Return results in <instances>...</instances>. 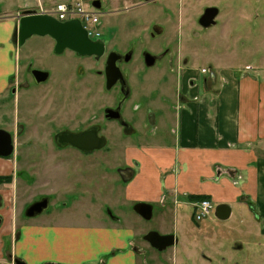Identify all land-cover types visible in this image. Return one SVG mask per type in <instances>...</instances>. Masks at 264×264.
Wrapping results in <instances>:
<instances>
[{"label":"crops","instance_id":"0c3cea01","mask_svg":"<svg viewBox=\"0 0 264 264\" xmlns=\"http://www.w3.org/2000/svg\"><path fill=\"white\" fill-rule=\"evenodd\" d=\"M262 13L258 18L263 28L264 10ZM4 31H0V51L1 43L7 41L2 38ZM248 68L215 73L213 95L205 90L196 98L191 93L194 100L178 105L180 118L160 119L156 125L162 131L152 135L135 134L132 138L139 145L124 152L118 176L124 184L125 204H131L133 211L137 204L151 206V218L154 209L158 214L174 210V219L182 221L178 235L173 234L176 243L172 248L179 245L182 251L178 260L175 258L177 264L190 262L193 247L203 251L196 264L218 262L204 251L215 242V237L209 238L214 231L204 225L210 218L200 226L187 222L185 206L189 204L192 213L194 210V201L188 197L200 196L216 206L229 205L230 217L231 206L238 213L243 208L248 217L244 231L238 232L246 239L234 241L232 256L226 260L231 264H264V67ZM7 74L0 69V79ZM126 170L132 171L131 177ZM112 214L108 213L106 221H94L100 218L95 216L92 222L80 223L26 217L30 220L20 224L15 237L5 234L6 240L1 239L0 264H14V259L25 264H138L134 242L141 226L122 213ZM238 217L244 223L245 217ZM179 234L202 235L205 243H194L198 238L188 237L180 242ZM199 243L207 246L202 249ZM241 250L248 255L239 261L236 252ZM226 260L222 258L220 264Z\"/></svg>","mask_w":264,"mask_h":264},{"label":"rangeland","instance_id":"374dc122","mask_svg":"<svg viewBox=\"0 0 264 264\" xmlns=\"http://www.w3.org/2000/svg\"><path fill=\"white\" fill-rule=\"evenodd\" d=\"M82 1L87 3V0ZM53 2L54 0H43V8H51ZM161 2L162 8L174 7V12L177 15L175 19H169L167 16L161 17L160 10H145L136 12L134 15L115 16L114 19L112 17L103 19V16L99 14L102 36L108 31V23L115 21V19L130 18L137 15L139 18L150 21L154 19L156 22L165 25L168 30L167 34L170 32L172 35L182 37L180 42L171 43L173 51H179L180 56L184 57V64H177L176 66L183 67L184 65V67L191 69L192 71L189 73L193 76H198V72L194 70L205 69L217 73L222 70L233 69L246 71L250 70L248 67L255 65L264 67V26L262 28L261 20L258 18L263 14L264 0H161ZM210 6L218 8L219 15L214 26L203 29L197 24L196 19L202 14L205 7ZM25 9H38L37 0H0V19L10 20L9 22L0 21V31H4L2 30L4 28V32L8 33L7 29L14 27L17 17ZM155 9H159V7ZM146 27L147 25H137L133 28H130V25L124 26L122 34L128 35L127 38H130L132 35L142 34ZM37 39L39 38L31 37L29 43L34 46ZM1 51L4 53V50L1 49ZM4 58L5 55L0 54V61ZM164 63L165 60L155 68L148 70L144 77L145 85L152 82V85L158 84V88H161L162 91L168 90V84L172 81L169 74L163 73L165 72V69L162 70ZM179 72L181 73V71ZM76 74L78 77V73ZM91 75L87 71L84 79L78 82H88V77L92 78ZM2 79H0V90L5 87V78ZM136 79H140V77L133 75L131 82L135 84ZM34 94L37 96L36 91ZM28 96L31 97L29 94ZM25 97L22 94L11 102L10 114L9 102H7V99L10 98L9 92L8 90L0 91V127L11 130L14 129L12 125H15L17 121L18 123L26 122L23 126L26 134L17 137L14 134L15 149L13 154L8 158H0V177L5 178L6 181H11L6 184L0 183V216L3 220L0 228L1 247V239L6 240L3 238L5 234L11 238L15 237L20 224L25 220H30L24 216L26 207L30 206L40 196H50L48 208L31 218L32 220L53 218V221L59 220L68 223L92 222L93 220L106 221L108 213L110 215L122 213L141 226L134 242L137 254H139L138 264H177L178 261H175V258L178 260L182 253L179 245H175L177 246L176 249L169 247L164 252L159 253L144 240V236L149 231L167 235H173L174 232H177L178 235L183 224H180L182 221L179 218L174 219V210L168 213H160L159 211L160 214H158V210L154 209L152 218L143 220L134 213L130 207L131 204L124 202V184L120 181L116 169H121L124 166L123 157L126 149L139 145L132 138V135L121 137L111 133L109 134L108 147L90 153H81L71 149L51 152L48 150L52 147L51 139L46 136L43 137L40 131L44 129L37 125V105L33 103L27 112ZM21 117L25 120L20 119ZM85 119L86 116L81 118V120ZM167 128L170 129L171 126L168 125ZM107 130L110 133L114 129L108 126ZM136 130L142 131L138 126ZM174 205L175 203L172 204V206ZM213 206L216 207V205ZM231 207L230 219L218 221L214 216L213 209L210 219L204 222L207 228L214 231V236L209 234V238L215 237L214 245H210L204 251L213 255L212 259L218 261L215 264H220L222 258L226 260L232 256L234 249L231 247L234 241L246 239L243 234H238V232L239 230L244 231L243 227L246 226L248 217L242 207L240 213L235 206ZM185 211L188 225H201V221L199 224L194 222L195 217L190 220L192 210L189 204L185 206ZM238 214L245 217V221L243 218L244 223ZM95 216H100V218H94ZM180 237V242H184V238L188 237L200 239V241L194 240V243H205L202 235L181 234ZM202 243H199L198 246L204 249L207 245ZM6 247L5 252L8 251V247ZM189 253L191 255L190 262L184 264H196L203 251L193 247ZM5 254L7 255V253ZM236 254L240 261L246 254L248 255V252L241 250ZM1 258L5 259L4 256ZM226 262L223 264H231L227 260Z\"/></svg>","mask_w":264,"mask_h":264},{"label":"flooded vegetation","instance_id":"af4514ba","mask_svg":"<svg viewBox=\"0 0 264 264\" xmlns=\"http://www.w3.org/2000/svg\"><path fill=\"white\" fill-rule=\"evenodd\" d=\"M42 1L37 0L38 9L22 11L17 21L15 19L14 27L9 28L8 33L2 37L7 41L1 43L5 58L1 60L0 69L8 73L5 76L4 88L9 92L10 98L7 102H9L10 114L11 102L22 94L26 96L27 112L35 103L37 105V125L44 129L40 131V134L51 139L52 147L48 149L49 151L59 152L71 149L81 152L71 146H58L55 138L61 134L89 133L91 136L105 140V145L101 149L108 147L111 133L121 137L130 134L132 136L135 134L152 135L161 129L156 125L160 119L182 116L178 105L187 100H194L191 93H194L195 97L205 90L211 95L214 94V87L217 84L216 74L210 70L205 73H201V70H194L198 72V76H188L191 69L184 65L183 67L176 66L184 64V57L180 56L179 51H173L171 43L180 42L182 37L172 35L170 32L167 34L166 26L154 19L150 21L139 18L137 15L115 19L107 24L108 31L102 36L99 15V36L94 38L88 35L87 30L80 23L89 41L100 46L99 55H78L68 47H57L56 40L49 36H31L39 38L34 46L29 43L31 37L19 43V39L13 36L19 19L25 15L26 11L46 15L42 13L45 10ZM77 1L81 2L86 9L100 12L103 19L126 14L134 15L136 12L145 10H160L161 17L167 16L169 19L177 17L174 7L162 8L161 0H87V3L82 0ZM96 6L100 8L96 9ZM156 7L159 9H155ZM206 8L209 7H205L202 14ZM202 14L197 17V24ZM154 16L156 17L155 14ZM2 19L0 21H10ZM57 21L65 23L73 20ZM128 25L130 28L137 27V25H147V27L142 34L127 38L128 35L122 34V31L123 27ZM164 60L162 70L165 69V72L163 73L169 74L172 81L168 84L166 92L158 88V84L152 85V82L149 85L144 84V77L148 70L155 68ZM87 71L90 75L93 74L92 78L88 77L89 81L85 83L78 82L84 79ZM133 75L140 77L136 79L135 84L131 82ZM34 91L37 92V96ZM83 116H86L85 120H81ZM89 121L92 122L88 123ZM25 124L26 122L18 123L17 121L15 125H12L14 129L11 130L0 127L1 131L9 135L13 148L11 154L15 149L14 134L15 137L26 134L23 130ZM108 126L114 129L113 132H108ZM137 126L142 131H137ZM116 170L121 176L122 169ZM129 171L132 174L131 170H126L127 174ZM10 182L0 181L5 184ZM44 198L48 201V208L50 196H40L33 203ZM198 202L200 201H194L193 205ZM194 214L195 208L191 219L194 218ZM2 224L3 220L0 216V227ZM154 250L159 253L165 251Z\"/></svg>","mask_w":264,"mask_h":264},{"label":"water","instance_id":"95a60500","mask_svg":"<svg viewBox=\"0 0 264 264\" xmlns=\"http://www.w3.org/2000/svg\"><path fill=\"white\" fill-rule=\"evenodd\" d=\"M99 9V6L95 7ZM218 9L209 7L198 20V24L203 29H208L216 24ZM14 38L19 39V43L31 36H49L56 40L57 47H68L75 51L78 55H99L100 46L89 41L86 31L81 27L79 21L73 20L60 23L56 19L48 15L34 14L26 11L22 16L13 33ZM151 65V64H147ZM58 146H71L83 153H89L94 150L101 149L105 145L104 139L91 136L89 133L58 135L55 138ZM12 146L9 135L0 130V157L7 158L12 153ZM126 172V171H125ZM122 173V172H121ZM131 176L129 171L128 177ZM125 180V179H124ZM48 201L46 198L31 204L25 213V216L35 217L41 214L46 208ZM134 211L144 220H150L152 208L146 204H137ZM231 208L227 204H219L214 208V216L217 220L225 221L230 217ZM144 240L154 249L163 251L176 243L173 235H161L156 232H148L144 236ZM14 264H25L23 261L14 259ZM54 264V263H47Z\"/></svg>","mask_w":264,"mask_h":264},{"label":"built area","instance_id":"2783aa9c","mask_svg":"<svg viewBox=\"0 0 264 264\" xmlns=\"http://www.w3.org/2000/svg\"><path fill=\"white\" fill-rule=\"evenodd\" d=\"M42 13L51 16L59 21L78 20L87 30L91 37L99 36V13L86 9L81 2L77 0H54L51 8L45 9ZM206 70L202 69L201 73ZM195 208V220L203 221L211 216L214 209L213 204L208 200H202L193 205Z\"/></svg>","mask_w":264,"mask_h":264},{"label":"trees","instance_id":"16d2710c","mask_svg":"<svg viewBox=\"0 0 264 264\" xmlns=\"http://www.w3.org/2000/svg\"><path fill=\"white\" fill-rule=\"evenodd\" d=\"M0 181H6V179L5 178L2 179V177H0ZM203 199H206V198L202 197V196H200V197H188V200H190V201H201Z\"/></svg>","mask_w":264,"mask_h":264}]
</instances>
